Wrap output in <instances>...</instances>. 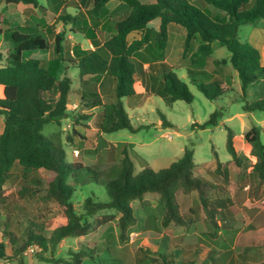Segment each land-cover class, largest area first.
<instances>
[{
	"label": "trees",
	"instance_id": "trees-1",
	"mask_svg": "<svg viewBox=\"0 0 264 264\" xmlns=\"http://www.w3.org/2000/svg\"><path fill=\"white\" fill-rule=\"evenodd\" d=\"M5 1L7 4L39 5L38 0ZM47 1L50 5L54 3V12H59L71 0ZM111 1L124 3L129 10L114 19L115 34L104 43L97 39L96 28L82 20L87 30L86 35L95 49H83L80 45L66 49L65 37L62 33H57L54 41L55 57L45 63L42 57L36 55L37 52L50 48V42L41 29L27 26V30L16 27L11 31V48L5 62L0 65V85L4 88L3 96L0 97V115L4 117L0 134V206L6 210L5 218L2 213L0 215V259L26 264V250L35 244L40 249V258L54 264H83L85 258L96 261L99 251L111 252L109 245L103 249L97 242L85 243L76 250L69 249V257H56L54 251L62 239L88 236L112 225L115 220L119 237L125 240L130 227L138 221L133 202L143 200L147 193L159 195L164 207L161 218L163 226L174 224L189 227L195 221L198 208H201L210 227L208 235L215 239L220 229L230 227L236 221L234 200L225 195L223 185L196 173L193 145L187 146L183 155L168 167L154 170L147 166L140 172H135L128 144H124L119 170L113 178L100 180L95 171L87 168L96 183L105 187L107 198L102 200L88 197L83 205L84 211H76L71 200L74 187L70 184L69 177L75 176L86 166L81 162L67 160L58 132L44 133L46 124H60L61 119L68 114L69 93L72 91L74 79L69 75L58 78V71L64 63L79 68L82 82L87 75H92L93 78L105 76L113 81L112 102L103 103L95 92H88L81 97L88 107L101 106L102 119L97 122L101 133L123 129L137 132L143 125L135 126L132 123L122 101L123 98L137 95L135 74L139 73L144 78L143 66L135 56L152 38L159 50H165L169 40L168 25L177 23L186 29L185 51L193 39L200 41L193 53L192 64L200 63L204 67L202 59L211 56L213 42H219L229 51V57L223 61L229 63L238 74L242 92L237 100L242 102V110L246 113L264 111V96L252 95L250 100V89L264 76L260 51L249 41L239 37L241 25H256L264 20V0H201L205 7L190 0H155L152 3L141 0H78L81 5L90 6L89 13L94 18L96 27L99 26L100 16L106 5ZM156 18L161 19L157 31L148 26ZM71 20L73 24L79 23L78 17ZM4 31L0 26V34ZM133 33H138L139 36L130 40ZM26 53L30 55L26 57ZM159 65L163 82L159 86L158 94L170 102L183 100L191 103L194 94L189 85L178 77L174 67L165 61H161ZM187 71L193 83L209 100H218L228 91L222 78L209 76L203 68L189 66ZM222 114V109L215 110L208 121L200 124V128L218 125ZM163 126L169 127L172 124L166 120ZM226 127L228 152L232 160L242 166L235 143L236 134L230 127ZM263 131L264 126L254 121L244 134L246 142L259 158L252 167V172L259 178L260 184L264 183V143L261 140ZM15 166H18L25 178V184L18 190L19 196L24 198L43 194L56 202L67 218L66 223L48 230L45 223L35 217L34 213L27 212L25 206L18 207L14 204L25 215L17 223L20 231L14 229L13 213L6 203L8 197L5 196L4 185ZM41 168L50 173L46 184L40 177H29L31 171ZM215 171L229 181L227 168L222 169V162L219 160ZM193 192L197 194L199 206L186 210L179 196ZM106 210L115 212L98 216V213ZM262 223L264 215L247 225V231L240 240L244 244L240 251L248 252L256 245L264 248V225L259 226ZM154 245L160 250L157 247L158 242H154ZM49 250L51 255H44ZM158 255L161 260L155 264H178L175 256L177 254L174 255L173 252L158 251ZM210 264L224 263L214 260ZM228 264H233V261ZM257 264H264V261Z\"/></svg>",
	"mask_w": 264,
	"mask_h": 264
},
{
	"label": "rangeland",
	"instance_id": "rangeland-1",
	"mask_svg": "<svg viewBox=\"0 0 264 264\" xmlns=\"http://www.w3.org/2000/svg\"><path fill=\"white\" fill-rule=\"evenodd\" d=\"M38 1L39 5L34 6L22 3L18 5L7 4L5 0H0L2 20L0 26L5 30L4 33L0 34V65L5 62L11 48L10 34L16 27L27 30V26H33L42 30L43 35L50 42V48L37 52L36 55L42 57L45 63H48L55 57L54 41L57 33H62L65 37L66 49H72L73 44L89 47L90 41L87 39V30L82 22V20H86L88 24L96 28V33L102 43L112 35L114 19L129 10L127 5L121 3L116 14H110L109 16L103 13L99 19V26L96 27L95 20L89 13L90 6L81 5L78 0H71L61 12L52 11L51 7L47 5V0ZM141 1L150 3L155 0ZM194 4L205 7L201 0L194 1ZM41 6L46 9L41 8ZM68 15L72 18L78 17L79 23L72 25ZM102 23L103 27L100 26ZM7 29L9 30L7 31ZM170 29L171 40L167 48L168 60L174 65V71L178 77L189 85L194 94V100L191 103L183 100L170 102L155 91L151 92V90H148V92L138 91L137 95L123 98L122 101L132 123L135 126L143 125V127L137 132L123 129L112 133H101L97 127V122L102 119L100 108L86 106L81 99L82 94L80 92V89H83L82 91H93L94 83H81L79 68L64 63L58 71V78L61 79L64 75H69L74 79L72 91L69 93L68 114L67 117L61 119L60 124L56 122L46 124L44 133L58 132L62 139L61 145L66 152L67 160L69 162H81L86 166L78 171L75 176L69 177V182L74 187L71 200L78 213L84 211L83 205L88 197L102 200L107 198L105 187L96 183V179L87 168L95 171L100 180L113 178L119 170L122 158L121 151L124 144H128L135 172H140L147 166L152 167L154 170L168 167L183 155L187 146L193 145L194 159L197 164L196 173L223 185L225 195L234 200L233 211L236 221L232 222L230 227L220 229L215 239L208 235L210 227L201 208H198V213L194 216L195 221L189 227L174 224L163 226L161 218L164 207L159 195L147 193L143 200L133 202L138 221L130 227L125 240L120 239L117 220H115L112 225L101 228L88 236H72L62 239L54 251V256L69 257V249L76 250L82 244L97 242L103 249L106 245H109L111 252L99 251L96 261L85 258L83 264H155L158 260H161L158 251L177 254L175 256L178 264H210L214 260L224 264L232 261L233 264H257L264 261V248L258 245L248 252L240 251L244 246L240 243V240L247 231V225L251 221L261 219L264 215V183L260 184L259 178L252 172V167L259 158L253 153L251 146L244 138L245 132L251 128L254 122L253 118L250 113L242 110V102L237 100L240 93L229 91L214 101L205 97L189 76L187 71V61L189 60L184 59L186 55L183 56L182 54L185 47L186 29L177 23H172ZM51 30L54 32H51ZM135 36H139L138 33L131 34L130 40ZM239 37L242 40L249 41L253 46L264 52L262 49L264 20L256 25H241ZM197 43L198 41L196 42L193 39L186 53L197 49ZM213 44L211 56L202 59L205 64L204 67L210 72L216 69L218 74L227 75L230 79L229 85H232L233 79L236 77L235 70L230 64L223 61V59L226 60L229 57V51L219 42L215 41ZM154 46L155 41L152 38L146 46L147 50L151 49L153 51ZM29 55L30 53L25 54L26 57ZM189 66L197 69L204 68L200 63H193ZM229 69L233 74L230 73ZM148 71L151 75L157 76L159 81L152 82L146 76V83L148 85L153 83L155 87H159L163 82L160 65L155 64ZM135 79L136 85L141 81V75L137 73ZM209 80L206 79V81ZM239 85L240 81L236 77L234 87L237 88ZM230 87L225 84V89L229 90ZM102 95V100L105 103L112 101V83L105 82L102 87ZM220 109H222L223 114L218 125L200 128V124L208 121L210 115L215 110ZM254 114L255 120L264 126V111H257ZM166 120L172 126L178 127L179 131L171 126H163V122ZM2 126L3 121L0 117V132ZM226 126L230 127L236 134L235 143L242 160V166H238L228 152V130ZM261 140L264 143V131L261 133ZM218 160L222 162V169L227 168L228 182L222 174L215 171ZM29 177H40L46 184L50 178V173L41 168L31 171ZM24 181L25 178L22 176L21 170L18 166H15L4 185L5 196L8 197L6 203L11 213H13L12 226L14 229L20 231L17 223L25 217L24 212L17 209L16 206L19 207V205L25 206L27 212L34 213L35 217L45 223L48 230L66 223L67 218L56 202L44 197L43 194L20 197L18 190L25 184ZM179 198L186 210L199 206L196 192L190 195L181 194ZM5 211V208L0 206V215L3 214V218H5ZM114 212L115 210H106L98 213V216ZM262 225L264 223L259 226ZM154 242H158L157 247L160 250H157ZM39 254L40 249L37 245L30 246L26 250L25 263L54 264L42 260ZM44 255L50 256V250ZM0 264L18 263L16 260L0 259Z\"/></svg>",
	"mask_w": 264,
	"mask_h": 264
},
{
	"label": "crops",
	"instance_id": "crops-1",
	"mask_svg": "<svg viewBox=\"0 0 264 264\" xmlns=\"http://www.w3.org/2000/svg\"><path fill=\"white\" fill-rule=\"evenodd\" d=\"M191 2H193L194 3V1H196V0H190ZM153 2H155V1H153ZM150 3H152V2H150ZM20 4V3H19ZM22 4H24V3H22ZM120 4H121V2H118V1H111V2H109L107 5H106V7H105V10H104V15H109L110 16V14H116V11H117V9H118V7L120 6ZM16 5H18V4H16ZM48 6H50L51 7V9H52V11H53V9H54V7L52 8V6L54 5V3L52 2V4L50 5L49 3L47 4ZM65 6H66V4L64 5V6H62V8L60 9V11L59 12H61L62 11V9H64L65 8ZM45 8V7H44ZM46 9V8H45ZM71 16H69L68 15V19L70 20V22H71V24L73 25V23H72V20H71ZM26 21V20H25ZM104 23V22H103ZM103 23H102V25H100L101 27H103ZM160 23H161V19L160 18H156V19H154V20H152V21H150L149 22V24H148V26H149V28H151V29H154V30H158L159 29V26H160ZM171 24L172 23H170L169 25H168V33H169V40H168V44H167V47L165 48V50H163V51H161V50H159L157 47H156V45L154 46V49H153V51H151V49L149 50H147V47L145 46L141 51H140V53L139 54H137L136 56H135V59H137L141 64H142V66H143V70H144V78L141 76V81L138 83V84H136L135 85V83H134V85H135V88H136V91H137V93H138V91H146V92H148V90H151V92H153V91H155L156 93H158V91H159V87H155V85L153 84V83H151V85H148L147 83H146V81H145V79H146V76H148L151 80H152V82L153 81H159V79H158V77L156 76H154V75H151L150 73H149V71H148V69L151 67V66H153V65H155V64H159L161 61H165V62H167L168 64H170L171 66H173L174 67V65L172 64V63H170V61L168 60V56H167V48H168V46H169V44H170V40H171V29H170V27H171ZM4 33V32H3ZM115 34V29H114V31L112 32V35L109 37V38H111L113 35ZM96 36H97V39L100 41V37L97 35V33H96ZM131 36V35H130ZM108 38V39H109ZM87 39L90 41V46L89 47H83V46H81L80 44H73V46L74 45H80L83 49H95V46L92 44V42H91V40L87 37ZM107 39V40H108ZM196 40V42L198 41V43H197V45H196V47L199 45V43H200V41H199V39H194V41ZM106 41V40H105ZM105 41H103L102 43H104ZM101 42V41H100ZM263 45H262V49H263V51H264V42L262 43ZM214 46V44H212V47ZM196 51V49L195 50H192V51H190L189 53L187 52L186 53V51H185V47H184V49L182 50V54H183V56L184 55H186V57L184 58V59H186V60H189V61H187V68H188V66L189 65H191L192 64V58H191V55L193 54V52H195ZM260 51V50H259ZM260 54H261V58H260V60H261V64L264 66V52H262V51H260ZM161 57H162V59H161ZM227 64H229V63H227ZM205 65V64H204ZM204 70H206L208 73H209V76H219L220 78H222L223 79V81H224V83L226 84V85H228V87H230V89L227 91V92H229V91H232V92H234V93H241L242 91H241V84L239 85V86H237V88H235L234 87V84H235V79H236V77H238V74H237V72L235 71L234 72V74H235V78L233 79L234 81H233V84L232 85H229V81H230V79L228 78V76L226 75H224L223 76V74H218V70H216V69H213L211 72L210 71H208L207 69H206V67H204L203 68ZM230 70V69H229ZM230 73L231 74H233V72L230 70ZM137 74V73H136ZM135 74V75H136ZM213 74V75H212ZM87 78V79H86ZM239 79V78H238ZM84 80L85 81H83V82H92V83H94L93 84V88H94V90L93 91H82L83 89H80V92H81V97L83 96V95H86V93H88V92H95V93H97L99 96H100V98L102 99V97H103V95H102V87L104 86V84H105V82L107 81L108 83H112V86L114 87V83H113V81L110 79V78H108V77H105V76H102V77H100V78H93L92 77V75H87V76H85L84 77ZM135 81H136V79H135ZM240 81V80H239ZM80 82L81 83H83L81 80H80ZM3 90H4V88H3V86L2 85H0V97H2L3 96ZM250 98L252 97V95H257V96H264V76H261L257 81H256V83L254 84V86L250 89ZM113 99H114V92H113V98H112V101H113ZM111 101V102H112ZM102 102L103 103H105L103 100H102ZM94 107H97L98 109L101 107V106H94ZM100 110H101V108H100ZM255 112H253V113H250L251 114V116H252V118H253V121H256L255 120V118H254V116H255V114H254ZM0 117L2 118V121H3V125H4V117L2 116V115H0ZM257 123H259L258 121H256ZM260 124V123H259ZM2 130H3V126H2ZM2 130H1V132H2ZM1 132H0V134H1Z\"/></svg>",
	"mask_w": 264,
	"mask_h": 264
},
{
	"label": "water",
	"instance_id": "water-1",
	"mask_svg": "<svg viewBox=\"0 0 264 264\" xmlns=\"http://www.w3.org/2000/svg\"><path fill=\"white\" fill-rule=\"evenodd\" d=\"M171 127L174 128L175 130L179 131L178 127H175V126H171Z\"/></svg>",
	"mask_w": 264,
	"mask_h": 264
}]
</instances>
